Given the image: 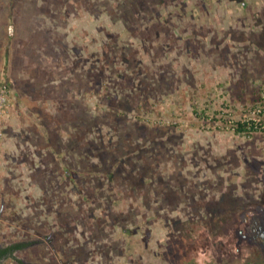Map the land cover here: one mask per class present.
<instances>
[{
	"label": "rangeland",
	"instance_id": "374dc122",
	"mask_svg": "<svg viewBox=\"0 0 264 264\" xmlns=\"http://www.w3.org/2000/svg\"><path fill=\"white\" fill-rule=\"evenodd\" d=\"M2 96L1 264H264V0H0Z\"/></svg>",
	"mask_w": 264,
	"mask_h": 264
},
{
	"label": "trees",
	"instance_id": "16d2710c",
	"mask_svg": "<svg viewBox=\"0 0 264 264\" xmlns=\"http://www.w3.org/2000/svg\"><path fill=\"white\" fill-rule=\"evenodd\" d=\"M181 6L184 4V2H180ZM195 12L197 16L201 15V7L200 8H195ZM5 88H9L7 85H5ZM259 102L262 106H264V97H260ZM211 109H198L196 106L194 108V114L195 117L199 120H207L210 119L212 124H214L216 121H218L217 116H210ZM218 112L217 114H219ZM233 123V130L237 135H252L253 133L258 132L257 124L254 118H242L240 120H231ZM227 123V122H226ZM264 134V130L261 131ZM22 247H24V244H12L6 247H0V264L3 260L7 259L8 257H13V255L18 251L21 250Z\"/></svg>",
	"mask_w": 264,
	"mask_h": 264
},
{
	"label": "flooded vegetation",
	"instance_id": "af4514ba",
	"mask_svg": "<svg viewBox=\"0 0 264 264\" xmlns=\"http://www.w3.org/2000/svg\"><path fill=\"white\" fill-rule=\"evenodd\" d=\"M262 213V212H261ZM264 214V213H262ZM263 218V220H262ZM243 220L246 221V228L247 231L250 232L249 236L244 235L242 233L241 239L242 240H247V242L252 243L253 245H258V247L261 249V255H259V257L262 259V256H264V216L263 217H257L255 214H253L250 218H245L243 217ZM249 220V221H248ZM238 252L241 254V249H239L238 246ZM255 255V254H254ZM249 256H241L240 259H242L243 262H247V261H251L250 259H248ZM258 260V257L255 259V261Z\"/></svg>",
	"mask_w": 264,
	"mask_h": 264
},
{
	"label": "built area",
	"instance_id": "2783aa9c",
	"mask_svg": "<svg viewBox=\"0 0 264 264\" xmlns=\"http://www.w3.org/2000/svg\"><path fill=\"white\" fill-rule=\"evenodd\" d=\"M0 102H3L5 98L2 96L0 98ZM253 115L256 116L255 121L257 124V130L262 131L264 130V106H259L258 108H255L253 111Z\"/></svg>",
	"mask_w": 264,
	"mask_h": 264
},
{
	"label": "crops",
	"instance_id": "0c3cea01",
	"mask_svg": "<svg viewBox=\"0 0 264 264\" xmlns=\"http://www.w3.org/2000/svg\"><path fill=\"white\" fill-rule=\"evenodd\" d=\"M4 68L8 70V65H7V64H5Z\"/></svg>",
	"mask_w": 264,
	"mask_h": 264
}]
</instances>
